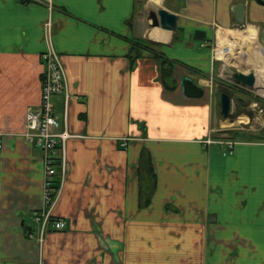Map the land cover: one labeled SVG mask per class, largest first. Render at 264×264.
<instances>
[{
	"label": "crops",
	"instance_id": "1",
	"mask_svg": "<svg viewBox=\"0 0 264 264\" xmlns=\"http://www.w3.org/2000/svg\"><path fill=\"white\" fill-rule=\"evenodd\" d=\"M175 1L166 7L176 28L165 30L149 19L165 0H0V264H264V118L244 111L258 106L254 88L264 83L239 84L231 75L241 70L227 74L232 60L212 58L216 40L252 26L256 43L237 67L264 70V0ZM48 20L78 96L65 123L62 95L53 96L54 112L78 136L66 141L54 207L66 226L39 244L32 212L43 206L44 153L21 133L27 108L41 99ZM184 77L203 95L188 96ZM221 92L231 96L228 116ZM236 121L243 125L223 129ZM209 137L236 143L225 154ZM143 150L155 176L146 203Z\"/></svg>",
	"mask_w": 264,
	"mask_h": 264
},
{
	"label": "built area",
	"instance_id": "2",
	"mask_svg": "<svg viewBox=\"0 0 264 264\" xmlns=\"http://www.w3.org/2000/svg\"><path fill=\"white\" fill-rule=\"evenodd\" d=\"M51 5V0H44ZM47 30L49 32L47 49L42 52V88L41 99L37 107H28L25 113L24 129L21 135L29 143L38 145L44 153V181L42 187L43 206L32 212L33 221L40 224V232L37 238L39 244H42L46 233L50 229H63L66 221L63 217L54 213V207L60 193L62 184L66 179L67 161H66V141L69 137L77 136L67 129V125L61 128V122L54 112V95H62L64 101V123L67 121L69 102L73 98H78L69 92L65 66L61 54L54 48L51 41V21L48 20ZM234 38H227V43L220 45L216 40L212 47V58L220 63H227L233 56V51L239 46L238 43H232ZM222 46V47H221ZM243 46V45H242ZM239 46V59L245 58V50ZM219 50L220 55L219 56ZM236 66V64H235ZM257 104V103H255ZM259 111H262L261 109ZM127 141H124L125 144ZM207 144L219 143L224 146V153H231L236 140L233 138H208ZM3 145V138L0 135V148Z\"/></svg>",
	"mask_w": 264,
	"mask_h": 264
},
{
	"label": "water",
	"instance_id": "3",
	"mask_svg": "<svg viewBox=\"0 0 264 264\" xmlns=\"http://www.w3.org/2000/svg\"><path fill=\"white\" fill-rule=\"evenodd\" d=\"M233 12L235 14L237 22L242 23L244 21V5H235L233 7ZM177 18V14L169 11L164 7L160 8L157 12L152 11L149 14L151 25L159 26L165 30L175 29L177 25ZM231 76L237 83L249 88H254L257 82V76L253 71H234ZM182 85L185 93L188 96L199 97L204 93V89L194 83L193 80L188 77H184L182 79ZM220 106L222 114L224 116H228L231 111V96L227 92L220 93Z\"/></svg>",
	"mask_w": 264,
	"mask_h": 264
},
{
	"label": "rangeland",
	"instance_id": "4",
	"mask_svg": "<svg viewBox=\"0 0 264 264\" xmlns=\"http://www.w3.org/2000/svg\"><path fill=\"white\" fill-rule=\"evenodd\" d=\"M144 2L146 1V0H143ZM175 0H165V3L163 4V3H161L160 4V8H162V7H164V8H168V7H166V6H170V7H176V4H175ZM145 14H148V11L145 13ZM145 16H147V15H145ZM238 28H240V29H244V26H240V27H238ZM242 30H240V31H236V32H233L232 33V37L234 38L233 40H232V43H234V42H236V43H238V45L239 46H242L244 43L245 44H247L246 46H248V44H249V42L248 41H246L245 39H244V35H243V33H248V32H241ZM239 46L236 48V50H237V52L236 51H233V56L231 57L232 59V62H231V64L228 66V71H227V74L229 73V69L230 70H241V71H243V72H249V71H251V70H254V71H256V75H257V77H258V80H259V83L260 82H263L264 83V70H259V69H257V67L254 65L255 63H252V64H250V65H242V66H238L237 67V63H240V59H239V56H240V54H239ZM257 49V47L255 48V50ZM242 63H245L246 61H241ZM235 64H236V66H235ZM247 64V63H246ZM227 78H230V77H227ZM218 89H223L221 86H219L218 87ZM255 89V93L253 92V95H256V96H260L259 97V103H258V106H256L257 104H253V105H255V106H252V105H250L247 109L245 108L244 109V111H245V113L247 114V115H250V117H252V116H254L255 115V113H257V114H259V111L258 110H262L261 112V114H263V118H264V91L262 90L263 89V87H259V88H254ZM261 90V91H260ZM231 93L232 94H236L235 93V91H234V89H233V91L231 90ZM255 97L253 96V97H251V99L249 100V103L251 102V103H253V100L255 101ZM235 103H237L236 101H235ZM238 110H240V109H238ZM245 114V115H246ZM231 119H235V120H238L236 117H230ZM239 120H241V119H239ZM237 122V121H236ZM237 125V126H236ZM240 125H243V121L242 122H237V123H235L233 126H230V127H225V128H223V129H236V127H240ZM225 131H223V133H224ZM222 133V134H223ZM223 135H225V136H228V137H232L233 136V133H231V132H229V131H226V134H223ZM78 136V135H77Z\"/></svg>",
	"mask_w": 264,
	"mask_h": 264
},
{
	"label": "trees",
	"instance_id": "5",
	"mask_svg": "<svg viewBox=\"0 0 264 264\" xmlns=\"http://www.w3.org/2000/svg\"><path fill=\"white\" fill-rule=\"evenodd\" d=\"M262 1V0H259ZM135 56V55H133ZM163 72L164 77L170 73V66L168 64H171L167 59L163 58ZM139 174L141 178V195L143 197V202H147L148 197L154 187L155 182V176L153 172L152 162H151V156L148 151L143 150L140 157V165H139Z\"/></svg>",
	"mask_w": 264,
	"mask_h": 264
},
{
	"label": "bare ground",
	"instance_id": "6",
	"mask_svg": "<svg viewBox=\"0 0 264 264\" xmlns=\"http://www.w3.org/2000/svg\"><path fill=\"white\" fill-rule=\"evenodd\" d=\"M246 31V30H245ZM248 33H245V34H243L244 36V39H250L248 42H250V44H254V42L256 43V31L255 30H253L252 29V26H250L249 27V29H248V31H247ZM220 38V37H219ZM228 41H226V39H223V40H220V45H222L223 46V44H225V43H227ZM247 44H243V48H246L245 46H246ZM221 46V47H222ZM255 46V45H254ZM255 47H257V49L255 50V51H261V49L259 48V46H255ZM247 50H245V54H246V56L248 55L247 54V52H246ZM249 53V52H248ZM219 56H221L220 55V50H219ZM262 58L263 59H261V61H263L264 62V53L262 54ZM244 61H249V59H248V57H246L245 58V60Z\"/></svg>",
	"mask_w": 264,
	"mask_h": 264
}]
</instances>
